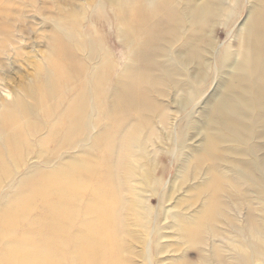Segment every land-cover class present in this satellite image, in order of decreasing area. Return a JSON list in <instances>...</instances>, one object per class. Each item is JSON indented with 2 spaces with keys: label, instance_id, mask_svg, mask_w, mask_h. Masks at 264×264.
Wrapping results in <instances>:
<instances>
[{
  "label": "rangeland",
  "instance_id": "rangeland-1",
  "mask_svg": "<svg viewBox=\"0 0 264 264\" xmlns=\"http://www.w3.org/2000/svg\"><path fill=\"white\" fill-rule=\"evenodd\" d=\"M165 1L169 22L155 16L160 0H0V257L13 238L31 249L33 221L73 173L71 205L94 206L81 219L96 222L80 186L109 175L113 156L117 264H264V123L250 111L244 140L210 125L217 103L248 87L237 76L255 0ZM201 3L215 17H195L206 25L188 50ZM25 195L32 209L8 229Z\"/></svg>",
  "mask_w": 264,
  "mask_h": 264
},
{
  "label": "bare ground",
  "instance_id": "bare-ground-1",
  "mask_svg": "<svg viewBox=\"0 0 264 264\" xmlns=\"http://www.w3.org/2000/svg\"><path fill=\"white\" fill-rule=\"evenodd\" d=\"M157 14L158 17H162L168 22V18L173 20L174 17L169 2L165 0H160V6L155 16ZM210 14L211 11L206 3H201L196 9H191L189 15L192 17V24L198 30H190L191 36L184 43L186 49L194 48L197 35L206 25L205 21H195V19ZM210 16L215 17V15ZM248 18H251L252 22L247 32L242 33L240 40V43L245 42V54L243 50L240 51V55L242 57L244 55L246 63H241L242 66L240 64L241 71L237 76L238 82L247 83L248 87H235L234 92L226 100L217 103L210 119L211 126L217 125L223 130L227 129L237 139L242 140L251 135L249 132L250 111H256L257 120L264 123V0H255L253 7L249 10ZM123 20L126 22L125 15ZM183 23L186 24L184 20ZM152 53V45L143 47L140 50L142 61H147ZM232 58L233 54L228 55L226 62ZM245 69L248 70L245 77L249 76V78L243 80L239 76ZM145 73L147 72L145 71ZM234 81L235 78L231 80L230 85H234ZM136 87L135 105L145 99L147 91L140 84ZM213 142H209L211 148H213ZM215 142H217L216 139ZM117 144L118 141L116 140L114 149ZM112 162L109 175L107 173H93L90 175V181L80 186L83 191H89L90 201L95 203L96 222L91 224L81 219V213L92 212L94 206H86L82 210H76L71 205L70 199L73 196L70 187L80 183L78 177L76 178L73 173L59 182L58 185L63 186V188L58 192L57 199L54 202L52 197L53 202L46 203L44 212L37 215L33 221L35 240H33L31 249L21 251L18 247H22L25 241H18L13 238L15 246L2 254L0 264H67V258H71L76 251H79L80 254L79 264H117L119 258L118 239L112 228L117 231L118 226H120L118 215L120 204L115 195L119 190L117 171L120 162L115 161L113 156ZM32 195L33 197H40L42 201L44 198L46 199V194L42 189L36 190ZM32 195L23 196L19 203L14 206L16 210L9 214L8 219L5 218L4 225L8 229L16 228L19 220L23 218V214L32 209L34 201ZM100 226H104L106 230ZM11 233L8 232V234ZM24 239L29 240L30 238L24 236ZM66 246H69V250L65 253Z\"/></svg>",
  "mask_w": 264,
  "mask_h": 264
}]
</instances>
